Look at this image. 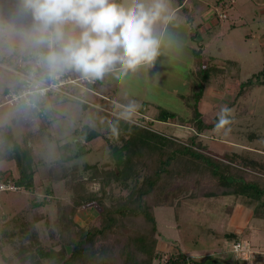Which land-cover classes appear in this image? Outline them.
<instances>
[{"label":"rangeland","instance_id":"374dc122","mask_svg":"<svg viewBox=\"0 0 264 264\" xmlns=\"http://www.w3.org/2000/svg\"><path fill=\"white\" fill-rule=\"evenodd\" d=\"M190 1L195 4L196 17L206 19L212 27L200 32L197 27L192 29L190 22L184 25L177 23L178 16L170 21L165 37L172 35L177 26L181 34L185 32L187 36L185 45H180L184 64L176 67L178 73L183 72L181 76L174 73L180 80L168 78L172 74L169 71L170 63H164L162 57H157L150 69L154 77L152 80L160 82L161 86L150 82V94L145 93V97L142 95L144 98L134 97L133 102H136L132 110L110 104H106L105 108L103 102L101 107L97 106V97L90 88L76 84L64 86L72 95H52L51 102L44 104L45 110H51L52 123L48 128L43 127L47 121L46 115L23 104L3 103L7 95L5 91L9 90L10 85L13 90L19 78L12 68H20L23 56L38 48L27 37L33 19L22 9L20 0H4L0 5V124L1 120L11 124L18 142L34 149L38 181L34 192L0 191V264H7V256L12 255L18 246L26 248L27 240L33 237L37 240V236L51 254L44 261L45 264H57L70 254L74 234L87 228L69 225L70 221L65 219L75 214L76 206L84 210L91 205L96 206L90 200L102 196L101 185L98 181H79L73 177L80 174L86 177L91 171L85 170L86 164L97 163L102 169L113 167L115 155L108 141L115 140L122 144L118 134H109L103 124H98L96 113L103 111L101 109L105 108L107 119L121 118L132 123H143L159 133L185 139L195 131L188 122L192 116L188 98L181 95L190 94L193 83L194 86L202 83L199 77L206 73L202 70L222 68V73L213 74L211 70L206 82L205 104H201V110L205 120L210 122L228 105L229 117L226 119L229 123L223 127L205 129L200 139L216 155L238 151L264 160V81L246 96L235 97L241 88L240 83L247 82L264 66V0H236V3L233 0ZM220 12H226L228 16L221 22L218 18ZM178 13L185 15L184 11ZM220 25L225 35L221 36V31L219 34L215 32ZM229 59L236 61V64L229 63ZM143 84L140 82V85ZM165 84L173 89L174 95L164 91ZM134 87L136 85L133 84V95L137 91ZM148 98L154 102V112L146 111L144 114L137 105ZM162 109L172 110L179 117L168 123L152 121ZM82 124L92 126L100 135L89 142L82 140L83 144L78 143L75 130ZM78 148L84 151L83 154L71 161L65 159L76 153ZM73 164L77 166L76 174L71 173L59 180L51 176L50 171L58 175L63 166L72 169ZM0 170L5 172L1 167ZM52 192L54 197L51 198ZM255 207L243 205L234 196L185 198L178 207H156L158 248L162 257L156 258L153 264H165L170 253L178 249L194 259L192 264H264L263 220L254 216ZM101 212H104L102 205ZM88 226L90 229L96 227V220L90 221ZM232 232L239 239L242 238L246 246L245 253H240L246 262H240L232 252L234 238L229 236ZM57 244L63 245V250L56 255L52 250Z\"/></svg>","mask_w":264,"mask_h":264},{"label":"trees","instance_id":"16d2710c","mask_svg":"<svg viewBox=\"0 0 264 264\" xmlns=\"http://www.w3.org/2000/svg\"><path fill=\"white\" fill-rule=\"evenodd\" d=\"M3 3L4 0H0V5ZM211 70L213 74L223 72L222 68L217 67L202 70L206 72L199 77L202 83L197 86L193 83V91L187 96L192 112L188 122L195 132L185 139L159 133L143 123H132L121 118L107 119L104 109L96 113L98 124H103L107 133L118 134L122 144L115 140L108 141L115 155L113 167L102 169L97 163L86 164L85 170L90 169V173L86 177L82 174L73 177L79 181L100 182L102 196L90 200L99 206L100 213L95 219L96 227L78 232L71 240L70 254L57 264H153L156 258L162 257L158 248L159 229L155 208L166 205L178 207L185 198L234 196L245 206L256 205L254 216L263 220L264 227V160L238 151L216 155L200 139L205 129L217 127L222 114V111L219 112L207 122L201 110ZM262 81L264 66L247 82L240 83L241 88L235 97L246 96ZM225 108L229 106L225 105ZM50 112V108H46V128L52 123ZM223 115L229 117L228 111ZM177 116L174 111L162 109L158 119L167 121ZM75 133L77 142L81 144L82 140L89 142L100 135L88 124L78 126ZM83 152L78 148L76 153L65 159L71 161ZM35 157L32 147L18 142L11 124L0 125V161L15 160L19 175L10 178L23 190L31 192L35 191L37 180ZM71 167L63 166L58 175H53L52 167L51 176L59 180L71 173L76 174L77 166ZM47 190L50 191L49 188ZM101 205L104 212H101ZM229 236L234 238L233 241L241 240L235 232ZM37 237V240L34 237L28 239L26 248L18 246L12 255L5 258L7 264H45L44 261L51 254ZM187 262L192 263L194 259L178 249L170 253L165 264Z\"/></svg>","mask_w":264,"mask_h":264},{"label":"clouds","instance_id":"9594fccd","mask_svg":"<svg viewBox=\"0 0 264 264\" xmlns=\"http://www.w3.org/2000/svg\"><path fill=\"white\" fill-rule=\"evenodd\" d=\"M33 24L27 37L37 48L43 69L37 89L47 80L74 71L92 82L119 71L152 66L160 55L158 23L174 18L169 0H20ZM35 75V73H33ZM222 109L219 124L229 121Z\"/></svg>","mask_w":264,"mask_h":264},{"label":"crops","instance_id":"0c3cea01","mask_svg":"<svg viewBox=\"0 0 264 264\" xmlns=\"http://www.w3.org/2000/svg\"><path fill=\"white\" fill-rule=\"evenodd\" d=\"M118 2L123 3L124 0H118ZM233 3H236V0H233ZM169 5H170V8L174 12V16H178L177 23L184 25L186 22H190L192 29L197 27L200 30V32H204V30L210 29L212 27L209 24V22L205 21L206 19L201 18V17H198V18L196 17V7L192 1H190V0H183V1L169 0ZM180 11H184L185 15H183V14L180 15L178 13ZM187 16H189L188 19H187ZM205 18H207V16ZM219 21L221 22L224 20H219ZM169 24H170V22L167 24L158 23L155 26L156 34L161 39V48H160V55L159 56L163 58L161 60L164 63L166 61L170 63V64H168V65H170L169 68L171 69L169 71L172 72V74L169 76L167 74L166 78H167V76H168V78L176 77L177 79L180 80V78L178 76H176L175 74L181 76V73L183 71H181V73L179 71V73H178V70L176 69V67H178V66L180 67L184 64V54H183V56H180V45L181 44L183 46L185 45V43H186L185 41L187 40V36H185L186 35L185 32L181 34V32L179 30L180 28H179V26H177V28H174V32L172 35L165 37L166 35L164 33L168 29L167 26ZM215 32H218V34L220 32L221 36H222V34L225 35V33H226L225 30L222 29L221 25L218 29H216ZM199 39L200 38H198V40ZM182 49H184V48H182ZM228 61H230L229 63H233V64L236 62V61L231 62L232 60H230V59ZM215 65H217V64H215ZM175 69L177 71H175ZM195 70H196V68H195ZM195 70H193V71L195 72ZM127 73L128 74H126V75L120 73L119 71L109 73V74L105 75L103 79H98L95 84H91L90 88L93 89V91L91 90V92H93L94 96L97 97L96 98L97 100L94 99L97 101L95 103V105L101 107V103L103 102V105L105 106V108H106V104H110V105L118 106L120 108L122 107L126 110H132V108L134 106L133 104L136 102V101L133 102L134 97L141 96L142 98H144L145 93H147L148 95L150 94L149 83L150 82L155 83L152 80L153 75H152V71L150 69V66L144 65V66L137 68L135 71H129ZM181 80H184V79H181ZM140 82H142L144 84L140 85ZM133 84H134V86L136 85V87H134V89L135 88L137 89V91L135 92L134 95L132 92L133 91ZM155 84H157V87L161 86L160 82L155 83ZM229 85H232V84H229ZM13 86H14V88H16L17 82H15ZM164 87H166L165 89L164 88L163 89L167 94L174 95L173 89H170L169 87H167V84H165ZM11 88H12V85H10L9 90H11ZM5 90H7V87ZM206 90H207V88L205 85V91H204V95H203L202 106L205 104L204 99H205L206 94H207ZM8 91H5V92H8ZM181 96L186 98L188 95L182 94ZM3 103H5V101ZM0 104H2V103H0ZM137 106L143 107L141 109V111L144 112V114L146 113V111L148 113L154 112V110H152V108L154 106V102L151 101L149 98L143 99L139 103V105H137ZM137 106H135L134 108H136ZM160 111L161 110H159V113H160ZM159 113H158V115H159ZM158 115L156 118H152L151 120L152 121L159 120ZM1 116L3 117V115H1ZM177 117H179V116H177ZM177 117H175L173 119H169V120H175ZM169 120H167V121L160 120V121H162L164 123H168ZM1 122H2V124L6 123L3 120H1ZM4 163H6V164H4ZM3 164L5 166H3ZM0 167L3 168L6 171L5 174H8L10 177H16L19 175L18 167H17L15 160H2V161H0ZM37 183H38V181L36 180V184ZM51 195H53V196H51ZM50 196H51V198L54 197V193L52 192V194H50ZM99 210H100V208L97 205L96 206L91 205L85 210H84V208L79 209V207L76 206L75 214H73L72 217L65 219V221H70L69 225H74V226L79 225L81 227L83 226L82 228H86V226H87L86 229H89L88 223H90V221H93V220L95 221V219L97 218V216L100 213ZM74 236H75V234H74ZM240 239H242V238H240ZM0 249H1V247H0ZM54 249L55 250L54 251L52 250V252L53 253L55 252L54 254L57 255V252H61L63 250V245L57 244L54 246ZM228 253H230V252H228ZM242 260L244 261V259H242ZM242 260H240V262ZM244 262H246V261H244Z\"/></svg>","mask_w":264,"mask_h":264},{"label":"built area","instance_id":"2783aa9c","mask_svg":"<svg viewBox=\"0 0 264 264\" xmlns=\"http://www.w3.org/2000/svg\"><path fill=\"white\" fill-rule=\"evenodd\" d=\"M220 20L226 19L227 13L220 12L218 14ZM47 51L45 48H38L27 52L20 60V68H12V71L19 75L17 87L7 92L5 103L11 105H25L37 110L41 115L45 112V105L51 102L52 95H62L72 93L64 89V86L80 85L85 88H90L91 84H95L97 80L89 82L80 78V76L73 71L65 72L59 79H49L45 83L40 84L39 87L43 89L41 93L37 89V83L42 78L43 69L37 63L38 53ZM35 73V75H33ZM92 91L93 89L90 88ZM23 190L8 174L0 175V191H18ZM246 247V246H245ZM244 244L241 240L233 241L232 252L235 253L237 259H246L240 255L245 253ZM244 250V251H243ZM243 253H242V252ZM185 264H192L187 262Z\"/></svg>","mask_w":264,"mask_h":264}]
</instances>
